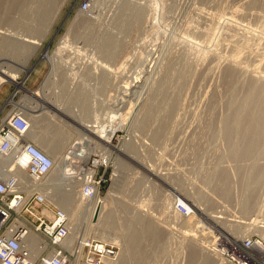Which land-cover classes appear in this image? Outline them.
<instances>
[{
	"label": "rangeland",
	"instance_id": "1",
	"mask_svg": "<svg viewBox=\"0 0 264 264\" xmlns=\"http://www.w3.org/2000/svg\"><path fill=\"white\" fill-rule=\"evenodd\" d=\"M81 1L0 0L6 5H0V26L40 40L35 46L6 45L0 35L3 69L18 71L24 62L30 69L19 73L18 83L2 84L17 93L0 102V128L29 100L19 83L39 91L35 94L39 100L42 92L65 107V115L47 109L52 117L41 116L38 127L48 136L62 134L63 152L70 141L86 136L77 130L82 129V121L97 124L102 129L97 133H102L103 125L110 128L109 142H98L100 135L80 138L91 139L93 153L103 148L110 156L108 167L100 168L106 176L100 195L107 197V209L114 210L112 224L120 237L117 242L107 241L115 253L99 264H123L120 239L139 212L149 213L145 220L157 228L158 236L143 229L142 241L126 264H198L189 255L195 249L212 253V260L204 264H231L216 252L217 237L264 239V182L255 187L257 207L249 213L240 207L249 172L255 171L254 165L264 169V139L259 146L255 143L257 153L234 155L223 127L235 96L234 101H239L252 80L264 84V0H94L88 11L81 9ZM138 6L140 17H132ZM86 19H93V24ZM106 34L116 40L108 53L100 46ZM91 57L98 60L90 61ZM229 67L235 71L231 79L226 75ZM181 72L186 74L184 81L178 78ZM132 81L140 86L127 91L124 99L115 97L116 83L124 87L121 84ZM3 95L0 92V101ZM170 99H176L174 110L169 108ZM113 113L116 118L111 121ZM86 132L96 136V131ZM119 175V187L113 191ZM75 185L79 196L80 182ZM179 199L191 208L190 224L176 209ZM205 211L222 215V221L214 222ZM83 230L77 232L78 241L85 236ZM94 233L91 230L86 237L101 239ZM201 241H210V248L202 247ZM87 254L84 246L78 261L88 262Z\"/></svg>",
	"mask_w": 264,
	"mask_h": 264
},
{
	"label": "built area",
	"instance_id": "2",
	"mask_svg": "<svg viewBox=\"0 0 264 264\" xmlns=\"http://www.w3.org/2000/svg\"><path fill=\"white\" fill-rule=\"evenodd\" d=\"M93 1L82 0L81 9L88 11ZM29 133L30 123L23 110L11 113L0 128V163L2 157L14 154L6 171H0V264H70L79 254L76 243L71 249L65 245L71 221L68 213L55 205L51 188L44 184L54 167V159ZM100 136L102 141H110L107 136ZM63 161L66 175L80 182L79 193L88 200L94 199L106 180L100 168L108 167V152L100 148L93 153L90 140L75 139L63 152ZM21 168L25 176L19 173ZM176 209L182 215L191 212L182 200L176 202ZM32 233L40 237L41 250L36 257H32L27 243ZM215 241L216 252L231 264H264V239L260 237L239 240L224 236ZM84 246L92 264H99L108 254L115 253L107 242L92 236L87 237Z\"/></svg>",
	"mask_w": 264,
	"mask_h": 264
},
{
	"label": "bare ground",
	"instance_id": "3",
	"mask_svg": "<svg viewBox=\"0 0 264 264\" xmlns=\"http://www.w3.org/2000/svg\"><path fill=\"white\" fill-rule=\"evenodd\" d=\"M4 2H2L0 5H2ZM10 2H11V0H10ZM46 3H45V5L49 4V3H47V4ZM17 4H18V2H17ZM20 4H21V2H20ZM45 5H43V6H45ZM4 6H6V5H4ZM127 6H126V8L129 9V7H127ZM7 7H8V5H7ZM9 7H10V4H9ZM52 8H53V6H52ZM13 9L15 10L17 8H13ZM9 10H12V9H9ZM140 10H142L141 7H139V6L138 7H134L132 9V14H133L132 17H135V18L136 17L137 18L140 17L139 14H138L140 12ZM5 11H7V9ZM12 12H13V10H12ZM90 18H92V17H90ZM93 21H94L93 19H88L86 21V23H88L89 25L90 24L92 25ZM224 24H225V22H224ZM12 32L8 31V28L6 29V28H2L0 26V35L3 36L4 39H6L4 44H6V45L19 44V45H27V46H35V45L40 44V40L36 39L34 36L16 35V34H14ZM194 41H196V43H197V40H193V42ZM115 43H116L115 38L111 34H106L104 36L103 40L100 42V46H102L103 52L108 53V52H110V50L112 49V46ZM87 60H88V58H87ZM89 60L90 61H96V60H98V58L97 57H95V58L91 57ZM231 60H232L233 63L235 62V64H236V59L235 58H233ZM231 60H230V62H231ZM123 65H124V62H123ZM21 66L22 67L18 71H13V70L7 69V68L3 69L2 62L0 61V88H1L2 84L4 82H7V81H12V82L18 83L19 73L21 71H23V70H26L28 72L30 71L29 67L27 66V62H24V64H21ZM231 66H234V65H232V63H231ZM234 67H236V66H234ZM229 68L230 69H227V74L226 75H227L228 79H231L233 77V74H235V73H233L235 71H233V69H231L232 67H229ZM252 70H254V69H252ZM184 74L182 72L180 74H178L179 75L178 78L181 79V80L179 79L180 81H182V80L184 81V79H185ZM185 76H186V74H185ZM261 79L264 80V78H261ZM135 81H138V80L136 79ZM19 85H20V89L23 88V89H25L28 92L27 96H28L29 100H25V103L23 104V107H24L23 113L26 115V117L28 118L29 123H30L29 136L32 139H34V141L36 143H38V145H41V147L44 150H46L50 155H52V157L54 159V167H53L50 175L48 176L49 179L47 178V180L45 179L46 181L44 180V184L47 185L48 187H50L51 189H53V191H51L52 192L51 193V197L53 198L54 202L59 204L69 215L72 229H71L70 235L67 237V239L65 241V245L69 249H71V248L74 247L75 242H76V244L77 243L79 244V245H76L79 248L78 258H76L75 260L71 261L70 264H92L91 262H86L87 260L85 262L84 261L80 262V260L78 261L79 257H81L80 254L82 253L83 248L82 249L80 248V243H79L80 241H78L79 237L77 238V234L80 233V230L84 229L83 231L85 232V234H83V235H85V236H84V238H81L82 239V241H81L82 244H84V243L86 244L87 243V237L86 236L89 234V231H91V230L96 232V234L95 233L94 234L97 235L99 238H101L104 243H106L108 240H113V241H116V242H117V240L119 241L118 238L120 237V235L116 234L117 231L115 232V230H114L115 227L112 224V222H114V218H113L114 210L112 208H110V207L107 209L106 205L108 204L107 203L108 199L106 200L107 197L101 196L100 193L97 194V196L94 199H91V200L86 199L80 193H79V196H76V192H75L74 188L76 186L75 185L76 182L79 183V181L76 180V179H70L69 175H66V172L64 171L65 169H64V161H63V154H62L63 153V149L66 146L65 145V141H64V136H62V134L56 135V136H48L44 130L40 131L38 129V127L41 125L40 123H43V122H41L40 117L41 116L43 117V116H46V115H50V114L52 115V113L48 112V110H51L50 107H53L55 109V113H57L56 111H58L60 114H64V115H65V113L63 111V108H65V107H63L62 105H59L57 103H54V102H52V101H50L48 99H43L42 98L41 100H39L37 97H35V94H37L36 91L28 89L27 87H25L23 85V83H19ZM121 85L124 86V87H120V85L116 83V86L114 88V91H115L116 94L115 93L114 94H115V97H117V98L119 97V98H123V99L127 95V91H129L132 88L135 89L136 87L140 86V84H137V82L133 83V81L132 82H128L127 84H121ZM163 89H164V87H163ZM169 90L170 89H168V91ZM168 91H167V93H168ZM119 93H121V96L119 95ZM163 95L166 96L167 94H163ZM165 96L163 98H165ZM176 99L175 100H171L170 99L171 101H168L170 109L171 108L173 109V108H175V106H177L176 105V103H177ZM235 99H237L236 96L233 99V101L230 102V104H229V107H231V112H228L229 114L226 116V118L224 120L223 127L225 126V130L224 129L223 130L226 132V135L229 136V140L232 141V145H233L232 149L233 150H232L231 153H233L234 155H239V154L242 155V154L249 153L251 155L252 152L254 153L255 151H257V149H254V148L256 147V145L259 146L258 142L261 139H264V84L258 82V80L257 81L256 80L250 81V83L246 87L245 93L241 97V99L239 101H234ZM164 102H165V100H164ZM167 106L168 105H166V107ZM170 109H168V110L166 109V110L168 112H170L171 111ZM51 115H50V117H52ZM44 118L45 117H43V119ZM114 118H116V113H113L111 121ZM95 122H99V121H97V119H95ZM82 123L84 124V126L87 124L86 125V129H79V128L77 129L78 131H80V130L84 131V135H86V136H84V137L81 136L82 138L89 137V136H91L92 138H95L97 136L99 137V135L102 134V136L103 135L107 136L108 140L110 139V137H108L110 135L109 132L111 131L110 128L104 129V127L107 126V125L101 126V128H103L102 133H97V131L102 130V129L99 130V129L96 128V126H98L97 124L93 123V125H92V122L86 123L85 121L84 122L82 121ZM106 130L109 131V132L104 133V131L106 132ZM86 131H90V132H95L96 131L95 132L96 136L93 137L92 135L89 134V132H86ZM106 134H108V135H106ZM81 137H77L75 139H80ZM72 141H70V143ZM97 141L100 142V143H104L100 138H97ZM261 142H263V141L261 140ZM255 143H257V144L255 145ZM67 146H69V145H67ZM122 147H123V145H121V147L119 146L117 149L118 150H122ZM263 148H264V146H263ZM261 151H263V149H261ZM255 153H257V152H255ZM13 156H14V154L11 153V154H9V155H7L5 157H2L3 158V162L0 163V171L1 172L6 171L8 165H9L8 161H9V159H12ZM149 165H151V164H149ZM123 166H124V164H123ZM256 167H257L256 165H254V168L252 166V168H253L252 171L253 170H255V171H253V173L251 172L252 174L249 172V174L251 176L249 175V178H248L247 183H246L247 184L246 185L247 190L244 189V190L247 191V195H245V193H244L245 196H244L242 204L240 206L241 207V211L243 213H249L250 211H253V209L256 206L255 205V200L257 199V198L256 199L254 198L255 189H256L255 187L258 188L257 185L260 184L261 182H264V169H263V167L262 168H260V167L256 168ZM123 168H125V167H123ZM70 172H74V170H71ZM19 173L22 176H25L24 169H22V168L19 169ZM151 173H153V171H151ZM118 177L119 178H117L115 180L113 186L111 187L113 191L120 184L119 183L120 182L119 181L120 180V175ZM67 178L69 179V181H67ZM49 180H52L51 182L52 183L55 182V184L54 185L50 184L48 182ZM65 180H66V182H65ZM64 183H65L66 186H63ZM179 200H182V199H179ZM182 201H184V200H182ZM184 202L188 205V203L186 201H184ZM188 207L190 208L189 205H188ZM197 207H198V209L201 208L200 204L199 205L197 204ZM198 209H197V211H198ZM190 211H191V208H190ZM190 213L187 214V215H184L182 217V219L185 220V218H186V220H188V222H185L186 220L183 221V222H185L186 225H187V223L190 224L192 222V220H193L192 215H190ZM202 213L204 215L208 216V217L210 216V218L214 222L222 221L220 219V217L222 215H216V214H212L211 212H206V211L202 212ZM138 214H139V216L137 218L138 220L135 218L134 222H133V219H132L131 222H128L129 224L127 223V227H126L127 228V232L123 233L122 234V238L120 239L122 241V243H123V247H124L123 249H124V252H125L124 257H123V264H126L125 263L126 262L125 259L127 257L131 256L134 253V251H135L134 249L141 243L142 239H140V235H141L143 229H145L146 231L151 232V234H153V237H157L158 236L157 228L156 227H152V224L149 221L145 220V218H147V217H144V216H146L147 214L149 215V213L146 212L145 214H143L142 212H139ZM178 214L179 213H177V215ZM92 217H94V218L92 219ZM180 217L181 216H179V218ZM177 221H178V219H177ZM138 223H141V228H139V229L137 227ZM194 223H196V222H194ZM83 226H84V228H83ZM78 231H79V233H77ZM185 232H186V230L183 231V233H185ZM191 234H193V233H191ZM180 237H182V236H180ZM227 237H228V235H227ZM192 239H194V238H192ZM198 240H200V239H198ZM201 242L203 244L202 247L210 248V247L207 246L210 243V241L208 242V244H205V241H201ZM27 243L30 246V249H31V252H32V257H36V255H38V253L41 250V248H40V237L37 234L32 233V234L29 235V239H28ZM197 243L199 245V242H197ZM182 246H183V244H182ZM83 247H84V245H83ZM198 248H199V246H198ZM199 250L195 249V250H193V251L191 250L189 252L190 253L189 255L191 257V261L198 262V264L209 263L212 260V258H211V254L212 253H209V252H206V251H205L206 252L205 253V252H203L204 249H201L200 252H199ZM181 253L182 252H180V254ZM104 260L110 261V260H108L106 258H104Z\"/></svg>",
	"mask_w": 264,
	"mask_h": 264
},
{
	"label": "crops",
	"instance_id": "4",
	"mask_svg": "<svg viewBox=\"0 0 264 264\" xmlns=\"http://www.w3.org/2000/svg\"><path fill=\"white\" fill-rule=\"evenodd\" d=\"M52 62H55V60H51ZM4 92V95L1 97L2 98V101H0V102H4L5 101V99H7L8 98V96L9 95H15L16 93H17V89H9V88H5V86H2L1 88H0V92ZM38 94H40V92L39 91H36ZM41 97L42 98H45V99H48V97L47 96H45V95H42V92H41ZM38 98V97H37ZM79 129H81V128H79ZM82 129H86V125L84 126V124L82 123Z\"/></svg>",
	"mask_w": 264,
	"mask_h": 264
}]
</instances>
